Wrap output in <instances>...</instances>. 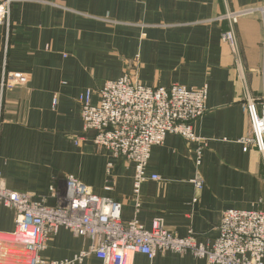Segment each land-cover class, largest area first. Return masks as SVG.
<instances>
[{
    "label": "crops",
    "instance_id": "0c3cea01",
    "mask_svg": "<svg viewBox=\"0 0 264 264\" xmlns=\"http://www.w3.org/2000/svg\"><path fill=\"white\" fill-rule=\"evenodd\" d=\"M5 0H0V5ZM263 9L264 0H18L0 21V84L6 74L22 75L0 91V171L7 187L50 198L56 185L75 177L93 192L123 206L122 220L137 218L147 229L164 218L176 236L192 232L213 245L227 210L264 211V163L241 140L250 124L245 90L264 97L263 14L243 16L236 25L239 54L223 42L229 12ZM126 74L149 87H208V111L193 123L206 140L199 163L198 143L169 134L152 148L140 211L133 199L134 164L114 159L109 183L105 152L83 132L80 97L92 103L108 81ZM56 101V104H55ZM86 137L78 145L77 138ZM203 180V191L193 181ZM111 187L110 190L107 188ZM196 200V201H195ZM16 213L0 204V233L16 229ZM90 240L61 229L42 256L72 259ZM103 264L92 255L82 263ZM134 264H207L190 253L137 254Z\"/></svg>",
    "mask_w": 264,
    "mask_h": 264
},
{
    "label": "built area",
    "instance_id": "2783aa9c",
    "mask_svg": "<svg viewBox=\"0 0 264 264\" xmlns=\"http://www.w3.org/2000/svg\"><path fill=\"white\" fill-rule=\"evenodd\" d=\"M17 1L5 0L0 5V21L5 20ZM257 11L263 14L264 20L263 9L229 12L221 17L228 22L222 40L234 54H239L236 35L239 19ZM18 79L21 81L23 76H3L1 97ZM92 96L88 91L79 99L83 132H94L96 150L108 155L109 183L115 181L112 160L124 159L134 164L133 199L137 213L142 206L143 184L160 180L158 175L147 174L152 148L163 145L169 134L198 143L200 163L207 142L194 133L193 123L208 111V87H149L126 74L105 84L98 93L97 105L92 103ZM243 101L250 124L249 135L241 140L243 150H256L264 163V97L257 100L245 90ZM84 140L86 137L82 136L75 143L78 145ZM193 183L201 193L203 180L197 178ZM50 192V198L57 201L53 207L48 205L47 198L9 189L0 171V204L14 210L17 218L13 233H0V264H76L92 255L103 264H134L137 254L153 260L158 253L167 252L190 253L207 264H264V211H225L219 237L213 245H206L192 232L184 238L176 236L162 217L153 220L151 229L145 228L137 218L124 222L121 203L96 195L75 177L65 179V190L52 185ZM61 229L90 240V246L72 259L48 261L42 252Z\"/></svg>",
    "mask_w": 264,
    "mask_h": 264
}]
</instances>
